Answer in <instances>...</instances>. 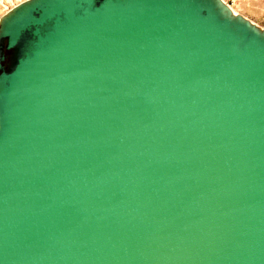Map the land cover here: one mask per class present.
I'll use <instances>...</instances> for the list:
<instances>
[{"label": "water", "instance_id": "water-1", "mask_svg": "<svg viewBox=\"0 0 264 264\" xmlns=\"http://www.w3.org/2000/svg\"><path fill=\"white\" fill-rule=\"evenodd\" d=\"M0 264H264V31L222 0L3 16Z\"/></svg>", "mask_w": 264, "mask_h": 264}, {"label": "rangeland", "instance_id": "rangeland-1", "mask_svg": "<svg viewBox=\"0 0 264 264\" xmlns=\"http://www.w3.org/2000/svg\"><path fill=\"white\" fill-rule=\"evenodd\" d=\"M27 0H0V21L14 7ZM236 16L264 31V0H222Z\"/></svg>", "mask_w": 264, "mask_h": 264}, {"label": "flooded vegetation", "instance_id": "flooded-vegetation-1", "mask_svg": "<svg viewBox=\"0 0 264 264\" xmlns=\"http://www.w3.org/2000/svg\"><path fill=\"white\" fill-rule=\"evenodd\" d=\"M4 60L1 62V65L7 69L9 63L11 62V52L3 51Z\"/></svg>", "mask_w": 264, "mask_h": 264}, {"label": "bare ground", "instance_id": "bare-ground-1", "mask_svg": "<svg viewBox=\"0 0 264 264\" xmlns=\"http://www.w3.org/2000/svg\"><path fill=\"white\" fill-rule=\"evenodd\" d=\"M233 12V15H236V12L232 11Z\"/></svg>", "mask_w": 264, "mask_h": 264}]
</instances>
